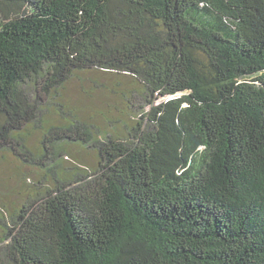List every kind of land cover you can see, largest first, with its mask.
<instances>
[{
  "label": "trees",
  "instance_id": "obj_1",
  "mask_svg": "<svg viewBox=\"0 0 264 264\" xmlns=\"http://www.w3.org/2000/svg\"><path fill=\"white\" fill-rule=\"evenodd\" d=\"M92 70L134 79L147 123L70 115L60 91ZM53 106L42 167L66 131L97 168L0 208V264H264V0H0V152L29 163Z\"/></svg>",
  "mask_w": 264,
  "mask_h": 264
},
{
  "label": "rangeland",
  "instance_id": "obj_2",
  "mask_svg": "<svg viewBox=\"0 0 264 264\" xmlns=\"http://www.w3.org/2000/svg\"><path fill=\"white\" fill-rule=\"evenodd\" d=\"M139 87L134 79L121 74L98 70L78 72L61 89L58 102L78 120L95 125L103 131L108 130L128 137L130 129L136 126L137 122L147 123L146 119L142 120L143 113L151 110V106H145L147 100L140 96L141 93L135 92ZM163 100L165 99L158 100L156 105ZM56 109L58 107L53 106L44 113L38 128L31 127L26 131V145L30 151L29 163L21 162L9 151L0 152V208H7L8 214L28 200L32 194L30 186L40 183L47 185V180L53 182L55 177H71L77 172L86 174L80 171L84 169L88 174H92L97 168L96 153L77 142L67 140L64 135L69 133L66 131L53 134L55 144L49 147L50 155H47L49 158L56 152L61 158V164L51 173L42 167V164L50 162L42 155L43 134L51 127H61L64 121ZM60 136L63 139H58Z\"/></svg>",
  "mask_w": 264,
  "mask_h": 264
}]
</instances>
